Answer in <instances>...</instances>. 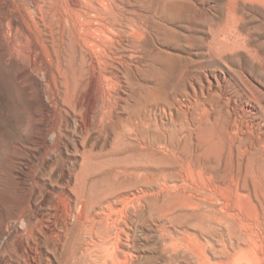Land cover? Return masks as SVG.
Here are the masks:
<instances>
[{
	"label": "rangeland",
	"instance_id": "rangeland-1",
	"mask_svg": "<svg viewBox=\"0 0 264 264\" xmlns=\"http://www.w3.org/2000/svg\"><path fill=\"white\" fill-rule=\"evenodd\" d=\"M43 1V10L37 14L32 0H0V233L11 223V217L19 216L20 209L28 211L30 201L47 214L51 206L43 201V186L63 194L66 186L71 189L76 185L75 173L80 172L81 166L82 169L87 167L89 172L83 170L80 178L83 185L79 187L94 200L116 183L117 178L112 174L115 168L131 165L128 169L133 173L130 172L131 175L124 179L127 182L125 185L129 184L135 190L143 185L149 188L146 197L144 195L140 201L137 200L135 206L130 205L132 210L137 209L136 213H132L135 215L131 221L136 223H133L132 229L137 251L135 264H195L196 256L187 248L173 253V249H166L165 244L172 246L174 239L196 233L215 262L264 264V0H179L188 4L185 17L170 18L166 23L172 32L182 35V42L177 38L169 42H153L154 34H149L153 52L171 51L189 59L202 60L206 63L205 69L200 72L203 81L207 85L208 78L214 81L211 93L217 94L223 107L216 105L210 109L211 120L204 119L207 122L198 126L194 133L204 162L203 168L198 161L189 160L190 146L182 150L180 161L158 149V146L145 151L125 144L124 140L118 145L114 143V131L109 130L108 134L102 135L96 129L81 125L96 116L98 111L96 98H92L94 95L88 93L90 91L86 86L82 87L85 85L82 78L86 75L88 55L100 54L92 42L99 39L100 33L78 12L73 14L74 22L68 20V23L64 15L66 20L58 25L56 11L60 8L65 12L63 7L66 9L72 3L85 4L97 0ZM151 1L158 0H119L122 12L135 19L124 20L125 24L129 22L131 25L126 27L129 33L123 34L125 40L121 47L122 59L127 61L121 67V106L136 103L129 94L127 73L137 86L146 84L152 87L156 83V78L148 73L150 63L140 58L145 51H134L129 45L131 39L138 37L132 32V26L136 21L139 25L145 23L150 14L148 6L155 5ZM69 28L73 33L71 39L67 31ZM76 31L77 36L74 34ZM222 61L227 62L226 65ZM176 64L168 85L164 86L160 95H168L167 98L164 97L165 101L162 97L158 99L160 106L152 102L146 111L159 122L166 120L179 127L185 120V123L192 121L195 127L200 120L193 108L188 112L183 104L185 94L188 90L192 91V87L186 81L182 62L180 65L177 60ZM214 75L220 79L219 83L222 82L221 89ZM82 94L89 99L85 96L81 98ZM78 100H82L83 105ZM58 101L65 109L62 115H70V127L67 128L64 122L63 132L66 135L62 140L65 146L61 152L51 151L46 162L42 163L44 135L53 120H58L60 116L56 106ZM77 102L82 105L81 108ZM75 105L79 108L78 124L71 109ZM163 105L169 107L166 112ZM67 111H70L69 115H65ZM128 111L126 114V109L123 111L120 108L124 115L121 116L128 117ZM238 111L242 114L239 116L242 117L239 122L244 123L242 129L248 128L244 132L239 131L240 136L246 137L243 140H238L239 137L234 140L226 127V117L230 112L237 116ZM48 137L51 140L53 133L50 132ZM86 152L87 155L99 153L101 158L84 162L86 154L83 153ZM202 172L209 176H204ZM32 174H35L39 184L35 185ZM138 194L143 195L140 191ZM12 222L18 221L13 218ZM25 223L19 220L17 224L22 230ZM41 240L40 264H60L59 260L66 251L65 240L61 244L53 239ZM224 249L227 253H222ZM11 255L18 259L15 253Z\"/></svg>",
	"mask_w": 264,
	"mask_h": 264
},
{
	"label": "bare ground",
	"instance_id": "bare-ground-1",
	"mask_svg": "<svg viewBox=\"0 0 264 264\" xmlns=\"http://www.w3.org/2000/svg\"><path fill=\"white\" fill-rule=\"evenodd\" d=\"M32 1L35 2L34 3L35 7L34 6L33 7L35 8L37 14L39 13L41 14L43 10L41 3H44V1L43 0H32ZM154 2L155 1H151V3ZM187 5H188L187 2L185 1L158 0L155 2V5L152 4L148 6V12L150 14L147 15L145 23L139 25V23H137L136 21L134 26H132L133 27L132 32L138 37L136 40L131 39L129 41L130 42L129 45L132 47L134 51H136L135 49H138L140 51H145L144 55H141L140 58L142 59V61L145 60L150 63V69L148 73L156 78V83L152 87L146 84H141L137 86L132 76L129 73H127V75L125 76H127L126 82L130 85L129 94L132 100H134L136 103L135 104L128 103L126 106H121L120 103L121 94L119 88L123 87V80H122L123 75H122L121 67H123V64L127 63V61H123L122 59L121 47L124 44V40H125L123 34L129 33L126 30V27L128 25H131V23L129 22L128 24L124 23V20L125 22L127 20L125 18H130V17H127V15L124 12H122V8L119 0H97V2L88 1L85 2V4L72 3L71 5L69 4L66 9H64L63 7V10H65V12L59 10L60 9L59 8L56 11V16H57V23L59 25L60 23H64L63 17L64 18L67 17V22L68 20L74 22L75 20L73 21V14L78 12L80 13L79 15L82 18L85 17L87 19L86 20L84 18L85 22H88L89 25L93 23L94 26L98 28L97 29L95 27V30L100 33L99 39L97 41L93 39L92 41L94 47L95 48L97 47L100 54L97 55L95 53L94 54L90 53L88 55V67L86 69V75L85 77L83 76L82 78L83 83H85V85L83 84L84 86L82 85V87L86 86L90 91L88 93H92V95H94L92 98H96L95 100L97 102L96 109L98 111H97V115L96 116L94 115L95 117L93 116L88 118V120L85 121V123H82L81 125L89 127L90 129H96L102 135L108 134L109 130L114 131L115 144H118L119 141L124 140L126 142L125 144L132 145L134 148L135 146H138L145 151H150L153 149L154 146L155 148L156 146H158V149L161 148L164 152H167L166 154H170L171 156H173V158L179 159L180 161L183 157L182 150L185 151L190 146L191 150H190L189 160L191 162H193L194 160L198 161V163L202 167L204 162H202L201 155L198 152L199 148L197 147V144L195 142L194 133L197 132L196 129H198V126H200L204 122L211 120V115L209 113L212 110L210 109L215 108L216 105L223 107V105L220 104V100L217 98V94L215 95L211 93V90L214 88L213 86L214 81L208 78V85L206 82L203 81L200 72L205 69L206 63H204L202 60L200 61L198 59L196 60L192 58L189 59L184 56L177 55L175 53H170L171 51L153 52L154 51L153 42H156L155 40H160V41L162 40L164 42H169L177 38V40H180V42H182L183 40V38L181 37L182 35L180 36L179 34H176V32L175 33L172 32L168 26L169 24L167 25L166 22H168L170 18L176 20L185 17ZM15 18L18 17L15 16ZM129 20L135 21L133 17L130 18ZM83 27L84 26H82V28ZM91 27H89V29ZM72 30L74 31V29ZM67 31H68V36L71 39L73 37V33L70 28L67 29ZM150 33L154 34V39L152 40L153 42L149 39ZM74 34H76L77 36V31ZM159 50H161V48ZM197 54H199V52ZM177 60L180 61V65L182 62L184 73H186V81L190 82V85L192 87V91L188 90V92L185 94L186 100L183 101V104H185V106L187 107L188 112H190L189 110L193 108L195 111V116L200 120V122L198 121L199 124L197 126L195 125V127L192 121L189 123H185L184 122L185 120L181 124H179L180 125L179 127L178 124H169L165 122L166 120L164 122L161 121L159 122L157 119L152 118L150 113L148 114L146 111L149 110L147 108H149V105L152 104V102L157 103L158 99L162 97V96L160 97L161 92L163 91L164 86L168 85L167 81L169 80V76L171 75L174 65H177L176 64ZM226 63L224 65H226ZM242 74L243 73H241V75ZM214 77L218 82L219 89H221L222 82L219 83L220 79L215 75ZM180 78L181 77H179V79ZM60 80L61 79H59V81ZM84 96L85 95H83V97L81 98L84 99ZM167 96L166 95L163 96L162 97L163 100L166 99ZM85 97L88 98V96ZM163 100L161 99L160 101L162 102ZM227 100L229 99L227 98ZM80 103H78L77 105H79L81 108L83 104L81 103L82 105H80ZM91 103L93 104V102ZM158 104L159 103H157L156 105ZM77 105L72 106L71 108L73 110L72 111L73 117L75 116L73 119L75 120L76 124L79 123V119H80V118L78 119V117L80 116L78 114L79 108ZM167 105H163V111L165 110V112L169 108L167 107ZM56 106L58 109L57 111H59L58 114L60 116H58L59 117L58 120L54 118L56 121L53 120L51 127L50 128L48 127L49 129L46 132V135H44V144H43L44 148L41 156L42 163L46 162L47 156L51 151H56L59 153L61 152L62 147L65 146L63 145L65 144V142H63L62 140L63 136L66 135L63 132L64 122L66 123L67 128L70 127L69 126L70 123L68 121L70 120L68 118L70 116L69 115L70 111H67V113H65V115L66 114L69 115V116L67 115L68 117H65L64 115H62L63 114L62 111L64 110L65 112L62 103L58 101L56 102ZM120 108H123V111L124 109H126V114L127 111L129 110L128 112L130 113H128V117H123L124 115L121 114ZM93 112L95 113V111ZM55 114L57 117V113ZM241 115L242 114L239 113L237 116H233L232 113L230 112L229 116L226 117L227 119L226 127L228 129L229 134L234 140H237L238 137H239L238 140H243L246 138L244 136H240L239 133V131L242 132L241 130H243L242 128L244 124L242 122H239L242 118V117L239 118V116ZM175 117H177V115ZM204 119L207 121H205ZM173 123L176 122L173 121ZM235 130H237L238 132H235ZM50 132H52L54 136L51 138V140L48 137ZM110 152H112V150ZM83 154H86L84 155V162L85 161L87 162V160L91 162L94 159H99V157L101 156L99 153H93V152H91L90 155H87V152ZM146 155L147 154H145V156ZM125 166L126 165H124V167L122 166V168H115L113 171L111 170L112 168H109L112 171L113 176L117 178L115 180L116 183H114V185L111 186V188L103 190L102 194H100V196L94 200H92V198L90 199L88 197V194L85 195V193L83 192L85 190H82L79 187L80 184L83 185L82 182L80 183V178H82L81 176H83V170H87V172H89L87 167H86L87 169L86 168L82 169L81 166L80 167L81 169L80 168H79L80 170L78 169L80 172L77 171L78 172L77 173L75 171L76 185L73 188L71 186V189H69L70 187L68 188V186H66L67 188L64 189L63 194H59L55 192L54 188L50 189L47 186H43L45 190L43 201L45 203L50 204L51 208H49L50 209L49 212L47 214H44L42 209L38 208L36 205L33 204V202L30 201L29 209L27 212L26 211L24 212V209L22 210L20 209L19 210L20 214L16 213L13 215L15 216L18 214L19 216L11 217L10 215V217L12 218V220L10 221L11 223L10 224L8 223L7 227L5 229H2L1 231L2 233H0L1 236L0 264H23V263L40 264V252H41L40 248L42 246L41 238L53 239L60 244L65 240L66 251L63 254V258L59 260L60 264H135L137 261V255H136L137 251L135 252V244H134L135 240L133 239V233H132V229L134 228L133 223L135 222L132 223L131 221L134 219L133 216L135 215V214L132 215V213L135 210L137 211V209L132 210L130 205L133 204L135 206L136 205L135 202L137 200L140 201L144 195L146 197L148 195L149 188L143 185L142 187L140 186L138 188L136 187L138 190H135V189H131L130 188L131 186L129 187V184L128 186L125 185L127 182L124 181V179L126 180V176L129 175L131 172L128 169L129 167H131V165L128 168L127 166L126 167ZM76 169L73 168V170ZM200 171H199V175H200ZM65 173L66 172H64V174ZM131 173H133V171ZM202 173L204 175V172ZM205 175L208 174L205 173ZM31 179L34 181L35 185L39 184L37 182V179L35 178V174H32ZM88 179L89 178H87L86 180L88 181ZM83 182L85 183L86 181L84 180ZM165 185H166L165 187H168V184ZM139 191L143 195L138 194ZM136 211L134 213H136ZM24 217L25 219H23ZM13 218L14 220L16 218L18 222H12ZM19 220L26 222L22 230L20 229L21 227H19L20 225L17 224L19 223ZM134 221H136V218ZM164 240H166V238H164ZM165 247L166 249L172 248L173 253H176L182 250L183 248L184 249L187 248L188 250H190L191 254L196 256L195 264H220L219 262H215L212 260V255L208 252L205 245L200 242L198 233H196L195 235L187 234L185 235L184 238L174 239L172 246L170 243H166ZM225 252L227 253L226 249L222 251V253ZM11 253H15L16 255H18V259H14Z\"/></svg>",
	"mask_w": 264,
	"mask_h": 264
}]
</instances>
